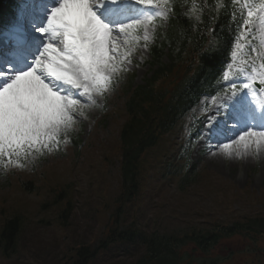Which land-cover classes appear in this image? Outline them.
<instances>
[{"label":"rangeland","instance_id":"obj_1","mask_svg":"<svg viewBox=\"0 0 264 264\" xmlns=\"http://www.w3.org/2000/svg\"><path fill=\"white\" fill-rule=\"evenodd\" d=\"M255 17L256 14L252 16V20ZM159 18L164 20L162 17ZM154 29L152 24L149 29L150 34L149 32L145 34L142 29L139 35L141 37L137 42L135 37L121 36L119 38L117 42L119 60L123 57L125 69L128 68L131 72L129 76L114 84L108 91L105 112L99 114L95 111L92 114L97 122L89 116L82 124L79 129L82 146L78 150H76V145L69 147L68 142H63L60 147H54L56 151L48 152L41 161L31 154L25 162V168L8 169L7 171H13V174L6 173L0 177V208H3L0 212V229L3 221L12 213H18L23 222L20 229L13 231L14 234H19L18 239L11 242L15 244L13 249L10 250L7 247L4 252L0 249V264H67L62 259L64 253L68 256L72 255L81 242L90 244L89 246L93 248L97 247L95 242L103 238L107 241V236L112 232L131 230L130 226L132 222H135V218L132 215L125 217L122 215L134 211L138 214L142 212V208L146 213L145 227L156 231V234H165L163 237L170 235L173 238L177 233L194 235L203 233L205 230L212 232L217 223L227 226L237 220L241 214L260 211L264 208V164L261 163L260 157L259 160L255 159L249 165L244 166L242 162L236 164L233 161V152H229V158L217 156L216 160L219 163L215 166L207 159L208 155H217L216 145L212 143V145L202 147L204 154L196 161V164L189 163V168L194 169L195 177L182 189L179 188V177L173 170H165L160 175L161 159L167 158V161L177 154L174 142L166 141L172 139V133L169 134L168 131L159 135L157 144L153 148V152L156 151L158 156L149 160L143 157L138 162L141 166L140 169L137 167L140 174L136 180L138 187L134 197H131V200L135 199L124 202L123 213L118 216V218L121 216L119 219L107 220L108 215L105 211L107 209L108 212L111 211L112 200L116 194V188L113 186L121 182L116 140L119 142V129L124 119L121 113L122 102L127 97L128 84L126 81L130 77L131 85L136 86L147 78L149 72H146L148 67L145 63L134 64L138 63L136 59H147L145 44L146 41L148 43L153 39ZM145 35L150 37L145 39ZM127 39H133L134 42L128 44ZM260 45L264 46V37H260ZM167 82L165 85H169L170 79ZM205 102L206 100L198 108L189 109L182 116L181 126L191 125L195 120V115L203 113L201 106ZM90 109L87 107L85 114ZM69 135V130L60 134L67 139ZM252 148L243 150V152L249 154ZM109 153L116 156L109 155ZM193 154L194 160L197 152ZM107 156L108 166L102 165L103 157ZM173 162L181 164L175 162V158ZM33 167L37 170L27 173ZM105 170L108 172H104ZM86 178L88 179L87 185H76L74 190L70 188L72 211L67 219L68 224L66 222L67 225L61 226L59 223L62 218L59 214L64 201L53 202L54 194H47L48 190H53L50 185L57 187L74 182L84 183ZM139 178L140 183H138ZM21 179L31 180L36 188L35 191L25 192L20 185ZM6 183L11 191H2V186ZM47 183L50 185L44 186ZM104 190L110 197H107ZM3 198H8L10 204L11 202L19 204L16 210L4 207L6 203L3 204ZM45 202L47 204L43 207L42 204ZM104 204L107 206L104 207ZM142 224L144 225V222ZM103 230L104 236L101 235ZM222 238L208 242L209 239L205 244L211 256L219 259V264H264V256L254 254L258 251L264 252V233L249 235L241 231L231 237ZM123 243L129 246L135 242L126 239ZM191 245L193 243L187 239L186 245L179 251L184 259L187 258L185 248ZM227 246L232 247L233 250H228ZM47 249L51 251L48 255L46 254ZM139 249L145 250V246ZM236 250L240 251L238 255H232L231 253ZM201 258L202 254L196 249L189 261L196 264V260ZM30 261L33 262L29 263Z\"/></svg>","mask_w":264,"mask_h":264},{"label":"snow or ice","instance_id":"obj_2","mask_svg":"<svg viewBox=\"0 0 264 264\" xmlns=\"http://www.w3.org/2000/svg\"><path fill=\"white\" fill-rule=\"evenodd\" d=\"M137 5H153V0H40L31 26L41 36L27 35L19 25L4 33L14 51L10 59L0 60V159L27 156L58 143L61 132L77 118L81 100L107 91L120 70L119 38L140 29L147 34L153 23L150 9ZM153 7L160 8L159 0ZM45 36L50 42L44 43ZM230 86L237 89L234 82ZM251 88L244 84L228 96L223 110L216 109L224 116L232 112L241 129L232 143L223 144L226 151L232 144L244 150L264 145V112L259 113V122L240 118L250 103L243 89ZM215 123L210 117L209 132L202 135L210 134Z\"/></svg>","mask_w":264,"mask_h":264},{"label":"trees","instance_id":"obj_3","mask_svg":"<svg viewBox=\"0 0 264 264\" xmlns=\"http://www.w3.org/2000/svg\"><path fill=\"white\" fill-rule=\"evenodd\" d=\"M179 18V20H177L179 23H181V29H183L184 28V26H186V19L185 18H183V17H181V16H179L178 17ZM224 28L225 29H228V27L227 26H224ZM226 39H227V36H226V34H225V31H223V33L221 34V40H222V42L224 43V44H227V41H226ZM168 40V39H167ZM16 229V223H15V221H11L10 222V224H9V226H8V228H7V231H6V233H5V236H4V238L5 239H7L8 241H10V239H11V236H12V234H13V231ZM173 244H175V241H174V243ZM173 244H167V246L168 245H173ZM170 254H172V252L170 253ZM151 256H150V260L151 259H154V254L151 252V254H150ZM78 257H79V259H81V258H85L86 257V254H84L81 250H79L78 251ZM149 259H145L144 258V260H149ZM156 262H157V260L156 259H154ZM143 262H149V261H143ZM158 263V262H157ZM145 264V263H144Z\"/></svg>","mask_w":264,"mask_h":264},{"label":"bare ground","instance_id":"obj_4","mask_svg":"<svg viewBox=\"0 0 264 264\" xmlns=\"http://www.w3.org/2000/svg\"><path fill=\"white\" fill-rule=\"evenodd\" d=\"M253 109V108H252ZM256 109V114L260 111L259 109H257V107H255ZM255 112V111H254ZM255 114V113H254ZM257 121L259 122L260 121V116L257 117ZM247 130V129H246ZM259 130V129H257ZM221 150V151H220ZM220 156H224L225 153L227 152L223 147L220 149ZM244 150V149H242ZM259 151V157H260V161L261 163L264 164V145H261L260 149L258 150ZM243 156L246 158V164L248 165L250 162H252L251 158L249 157V154L248 152H243ZM217 159V155H212L210 157V159L208 160L210 163H213V165L217 166L218 165V160ZM43 207H45L46 203L42 204Z\"/></svg>","mask_w":264,"mask_h":264}]
</instances>
